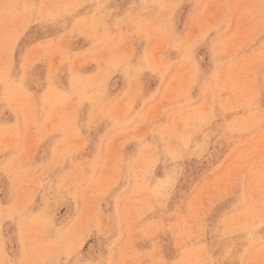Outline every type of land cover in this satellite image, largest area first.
<instances>
[{
    "label": "rangeland",
    "instance_id": "1",
    "mask_svg": "<svg viewBox=\"0 0 264 264\" xmlns=\"http://www.w3.org/2000/svg\"><path fill=\"white\" fill-rule=\"evenodd\" d=\"M0 264H264V0H0Z\"/></svg>",
    "mask_w": 264,
    "mask_h": 264
},
{
    "label": "bare ground",
    "instance_id": "2",
    "mask_svg": "<svg viewBox=\"0 0 264 264\" xmlns=\"http://www.w3.org/2000/svg\"><path fill=\"white\" fill-rule=\"evenodd\" d=\"M64 89V88H63Z\"/></svg>",
    "mask_w": 264,
    "mask_h": 264
}]
</instances>
